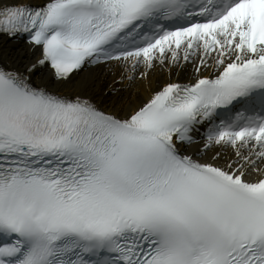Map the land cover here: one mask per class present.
<instances>
[{
	"label": "snow or ice",
	"instance_id": "snow-or-ice-1",
	"mask_svg": "<svg viewBox=\"0 0 264 264\" xmlns=\"http://www.w3.org/2000/svg\"><path fill=\"white\" fill-rule=\"evenodd\" d=\"M0 264H264V0H0Z\"/></svg>",
	"mask_w": 264,
	"mask_h": 264
},
{
	"label": "bare ground",
	"instance_id": "bare-ground-1",
	"mask_svg": "<svg viewBox=\"0 0 264 264\" xmlns=\"http://www.w3.org/2000/svg\"><path fill=\"white\" fill-rule=\"evenodd\" d=\"M142 94H143V90H141Z\"/></svg>",
	"mask_w": 264,
	"mask_h": 264
}]
</instances>
